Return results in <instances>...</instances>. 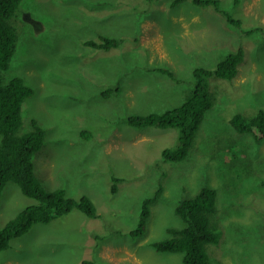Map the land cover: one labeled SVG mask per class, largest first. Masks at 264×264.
I'll list each match as a JSON object with an SVG mask.
<instances>
[{
    "label": "rangeland",
    "instance_id": "rangeland-1",
    "mask_svg": "<svg viewBox=\"0 0 264 264\" xmlns=\"http://www.w3.org/2000/svg\"><path fill=\"white\" fill-rule=\"evenodd\" d=\"M220 2L243 29L257 30L245 34L214 6L192 0L175 6L173 0L21 2L10 19L18 48L0 80L22 76L34 89L23 103L22 130L33 129L36 119L47 132L34 157L44 187L88 195L98 217L74 209L37 223L0 253V264H185L183 252L152 244L170 237L169 228L185 226L178 202L206 185L217 189L213 220L221 229L220 241L209 247L212 264H264V141L231 122L264 109V0ZM102 34L122 39L121 45H85ZM241 46L245 56L233 79L208 78L212 105L190 154L163 161L179 130L136 128L127 117L181 105L196 86V67L214 69ZM110 86L121 90L106 98ZM157 195L144 233L132 236L145 199ZM37 202L8 182L0 227Z\"/></svg>",
    "mask_w": 264,
    "mask_h": 264
},
{
    "label": "trees",
    "instance_id": "trees-1",
    "mask_svg": "<svg viewBox=\"0 0 264 264\" xmlns=\"http://www.w3.org/2000/svg\"><path fill=\"white\" fill-rule=\"evenodd\" d=\"M23 0H0V71L10 68L16 54L19 33L10 19L15 16ZM187 0H173L178 5ZM198 6H214L223 12L230 25L252 34L257 29H243L242 21L221 7L220 0H192ZM86 46L100 50H108L120 46L122 39L106 34L97 39H87ZM245 50L241 46L237 51L228 53L220 60L214 69L196 67L193 70L195 88L186 101L165 112H150L148 114H131L127 123L136 128L162 127L179 130L178 143L174 147L163 150V161L180 162L187 158L193 148L194 141L200 129L206 111L212 105L208 88V78L218 76L233 79L238 73L240 62L243 61ZM170 76L169 69L162 68ZM119 87H108L103 91L106 98L114 93L119 94ZM34 93V89L26 83L22 76H15L8 81L0 80V197L10 181L19 185L22 192L38 202L21 210L14 218L0 227V253L10 247L11 241L27 233L37 223H50L52 220L80 209L89 216L98 217L96 205L91 197L81 198L69 196L65 189L48 191L38 177L34 162L35 155L40 152L46 140L47 132L36 120H32L33 129L24 132L23 103ZM126 120V119H125ZM232 124L240 133H250L257 142L264 141V109H259L254 115L236 114L231 119ZM92 133H86L90 138ZM114 180H118L114 178ZM117 182V181H116ZM113 190L117 186L113 185ZM162 190V187L159 191ZM157 196L146 198L138 226L131 231L132 236H140L145 231L147 219L151 213V204ZM217 189L206 185L195 195L180 199L176 213L184 221L183 228L168 229L170 237L153 242L157 251L183 252L185 264H212L209 247L217 244L221 238V229L213 220L216 212Z\"/></svg>",
    "mask_w": 264,
    "mask_h": 264
},
{
    "label": "clouds",
    "instance_id": "clouds-1",
    "mask_svg": "<svg viewBox=\"0 0 264 264\" xmlns=\"http://www.w3.org/2000/svg\"><path fill=\"white\" fill-rule=\"evenodd\" d=\"M169 75V74H168ZM170 76V75H169ZM173 76V75H172Z\"/></svg>",
    "mask_w": 264,
    "mask_h": 264
}]
</instances>
